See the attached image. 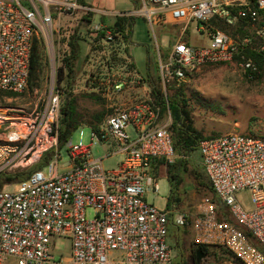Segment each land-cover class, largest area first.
<instances>
[{"label":"built area","instance_id":"1","mask_svg":"<svg viewBox=\"0 0 264 264\" xmlns=\"http://www.w3.org/2000/svg\"><path fill=\"white\" fill-rule=\"evenodd\" d=\"M138 1L136 9L115 16L130 20L139 14L152 31L164 24L177 27L165 61L156 44L163 109L152 97L116 103L103 123L91 127L89 145L70 137L59 146L62 86L57 69L67 48L62 18L78 21L99 14L89 25L92 46L81 68L86 73V63L95 65L92 54L105 56L104 71L96 68L87 78H98L92 89L106 95L119 94L132 80H141L127 52L131 26L117 31L101 20L107 11L79 0H0V90L27 88L34 37L42 38L49 59L42 106L1 123L8 124L0 137V174L28 169L45 154L49 158L13 189H0V264H172L166 240L171 216L176 226L190 229L196 246L222 247L243 264H264V136L230 131L199 141L202 171L215 200L203 198L196 213L158 209L146 199L147 192L159 191L154 163L167 165L176 156L168 81L178 84L207 64L236 62L246 71H257L245 52L264 53V0ZM194 20L204 24L196 30L209 36L206 47L189 42L187 30ZM104 143L111 145L108 156L123 155L118 166L106 168L104 157L92 155L91 148ZM61 147L69 159L60 164ZM245 190L249 209L236 198ZM89 207L92 218L86 216ZM59 237L67 239L69 247L56 258Z\"/></svg>","mask_w":264,"mask_h":264},{"label":"rangeland","instance_id":"2","mask_svg":"<svg viewBox=\"0 0 264 264\" xmlns=\"http://www.w3.org/2000/svg\"><path fill=\"white\" fill-rule=\"evenodd\" d=\"M95 8H105L113 11H125L136 9L138 0H88ZM99 14L95 12L93 22L98 21ZM131 33L127 45V52L131 58L135 71L139 75H145L149 66L152 75L158 74L157 47L158 44L162 60L168 57L172 42L176 37L177 27L173 24H164L154 27V31L149 27L146 19L134 14L131 18ZM62 33L64 39H68L77 25L76 19L62 18ZM105 23H113L111 17L105 18ZM203 22L192 21L187 30L189 42L195 47H206L210 44V38L206 31H197L196 27L202 28ZM56 27V26H55ZM248 33L253 34L250 29ZM82 44V52L89 51V42ZM84 53V54H85ZM44 69L43 80L40 86L30 89L27 88L21 92L0 90V114L15 118L27 115L35 109L42 106L46 96L47 80L49 74V59L45 44L43 43ZM95 65L86 63L83 69L79 71L72 89L73 96L76 97V110L83 116V123L73 131L71 135L72 142L82 141L84 145L90 143L91 127L86 121L95 114L104 113L103 119L94 123L100 125L111 111V106L125 102V94H103L101 89H92V85L98 84V78H87L91 71L96 68L104 67L105 56L103 54H92ZM149 59V63H148ZM253 60V59H252ZM254 61V60H253ZM255 62V61H254ZM256 64V63H255ZM257 65V64H256ZM105 84V81H102ZM99 87H104L105 85ZM167 97H171L177 89H182L186 99L187 108L190 110L192 122L203 137L217 136L230 131L249 132L254 135L264 136V64L261 67L259 76L253 77L239 66L236 62L207 64L191 72L178 84L168 81ZM120 95V96H119ZM163 97V96H162ZM127 98V97H126ZM140 99H145L144 97ZM125 100V101H124ZM85 122V123H84ZM8 123L0 125V137L7 132ZM128 132L133 137L132 128ZM94 157H104L103 164L106 168H114L120 164L123 155L115 154L108 156L105 146L96 144L91 148ZM60 164L69 159L66 147L60 148ZM107 155V156H106ZM182 160V162L180 161ZM181 162V164H179ZM167 177L170 172L178 171L181 177L178 198L176 205H173V212L184 211L194 214L198 203L205 197L213 199V193L210 189L200 186L195 178V172L203 173L201 161L196 150L190 156L176 153L174 161L167 164ZM46 172V169H45ZM63 170L59 169V173ZM159 191L157 194L147 192L146 199L153 203L158 209H164L169 194V184L165 177V169L162 168L157 175ZM14 188V183L5 182L4 188ZM7 188V189H8ZM238 202L246 209L251 208L249 193L247 190L237 192ZM87 218L93 217V209L87 208ZM229 217V216H228ZM174 223L168 224V233L166 240L172 249V264H243L236 256L222 247H207L208 251L197 260L194 254L193 246L189 242L190 232L188 229L176 228ZM187 235V236H186ZM181 239V240H179ZM57 250L54 252L58 258V252L64 255L68 252L69 241L59 237ZM195 249V248H194ZM118 256L117 253L113 254Z\"/></svg>","mask_w":264,"mask_h":264},{"label":"trees","instance_id":"3","mask_svg":"<svg viewBox=\"0 0 264 264\" xmlns=\"http://www.w3.org/2000/svg\"><path fill=\"white\" fill-rule=\"evenodd\" d=\"M79 1L84 3L83 0ZM136 3L138 5V2ZM91 17L92 13L82 16L80 19H78V26L74 27V31L71 33L70 37L68 39H64L63 37V40L67 44V48L62 55L61 65L57 69V82L59 86H62V101L59 109V119L57 126L59 146H63L65 141L71 137L73 131H75L84 121L83 116L76 110V97L73 96L72 89L84 60V55L81 54L80 42H89L88 37L92 36L91 31L89 30V25L92 21ZM131 24V19L129 20L126 18L117 17L115 22L109 24V27H114L117 31L123 32L125 28L127 26H131ZM98 36L95 38H98ZM245 53L247 57L255 61L258 67L257 71H248V73L253 77L259 76L261 67L264 64V53H258L249 49H246ZM43 69V40L42 38L37 39L34 37L28 76V87L30 89L40 86L41 81L43 80ZM151 91V97L154 103L163 109L164 100L161 94L160 79L158 74L151 78ZM168 106L172 119L174 150L176 153L179 152L181 155L190 156L197 150L199 141L205 137H203L201 132L193 125L191 113L187 108L186 99L182 89H177L175 93L168 98ZM103 117L104 113L95 114L86 122L90 124V127H96L94 123L100 122ZM47 158H49V154H45L39 163L29 167L28 169L0 174V189L4 187L5 182L15 183L26 179L33 171L41 168L46 162ZM180 161L182 162V160ZM181 162L179 164H181ZM195 178L197 179V182L200 186L206 187L212 191L204 173L200 174L195 172ZM168 181L170 184V191L165 208H170L172 201H179L177 194L181 184V177L178 174V171H169ZM213 200H215L214 195ZM226 218L232 222L230 217L227 216ZM177 228L180 227L177 226ZM199 248L203 253L208 251V248L205 246H196L194 250L195 256L196 251Z\"/></svg>","mask_w":264,"mask_h":264},{"label":"crops","instance_id":"4","mask_svg":"<svg viewBox=\"0 0 264 264\" xmlns=\"http://www.w3.org/2000/svg\"><path fill=\"white\" fill-rule=\"evenodd\" d=\"M83 1H84L83 4H85L87 6H90L91 8L107 11V13L104 15V18L101 19L104 22H105V18L107 16L111 17L113 22L116 21L117 17L115 16V14H116V12H119V11L108 10V9H105V8H102V7L101 8H95V7L92 6V4H90V2L88 0H83ZM137 7H138V5H137ZM93 18H94V16L91 17V19H93ZM82 44H85V46H86L85 41H81L80 42L81 54L84 55L85 52H82ZM148 63H149V59H148ZM136 75L141 77V80L139 82H137V81H134V80L131 79L132 81H131V83H129L128 87L125 88L121 92L122 95L125 94V96L127 97V98L125 97L126 101L124 100L126 103H134V102H137L138 100H141L140 98H142V97H144L146 99L147 97H151V95H152L151 94V92H152L151 91V78L155 77L156 75L154 76V75L151 74L149 66L147 68V72H146L145 75H139V74H136ZM101 145L105 146L106 152H109L108 154H110V150L109 149L111 148V145L109 143H104V144H101ZM115 154H118V153L111 154V156L115 155ZM165 166H167V165L164 164L161 161H156L154 163V165H153V173H154V176H155L156 180H157L158 173L160 172V170L162 168H164L165 169V177H166V179L168 181V177H167L166 167ZM157 182H158V180H157ZM168 184H169V181H168ZM169 191H170V184H169ZM168 196H169V194H168ZM167 201H168V197H167V200H166L165 207L167 205ZM176 204H177L176 201H172L171 207H173V205H176ZM171 223H173L172 216L169 219V224H171ZM185 229H188V228H182V230H185ZM188 231L190 232V236H191L189 238V242L193 246V250H195L194 248L196 247V245L193 243L192 232L190 231V229H188ZM179 240H181V239H179Z\"/></svg>","mask_w":264,"mask_h":264},{"label":"water","instance_id":"5","mask_svg":"<svg viewBox=\"0 0 264 264\" xmlns=\"http://www.w3.org/2000/svg\"><path fill=\"white\" fill-rule=\"evenodd\" d=\"M203 252H202V250L199 248V249H197V251H196V259L197 260H199L202 256H203Z\"/></svg>","mask_w":264,"mask_h":264},{"label":"bare ground","instance_id":"6","mask_svg":"<svg viewBox=\"0 0 264 264\" xmlns=\"http://www.w3.org/2000/svg\"><path fill=\"white\" fill-rule=\"evenodd\" d=\"M5 119H12V118H10L9 116H5V115L0 114V125H1L2 121H4Z\"/></svg>","mask_w":264,"mask_h":264}]
</instances>
